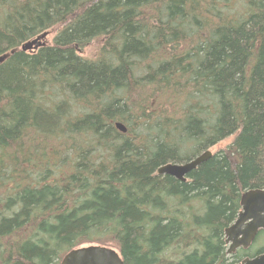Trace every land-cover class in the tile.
Listing matches in <instances>:
<instances>
[{
    "label": "trees",
    "instance_id": "obj_1",
    "mask_svg": "<svg viewBox=\"0 0 264 264\" xmlns=\"http://www.w3.org/2000/svg\"><path fill=\"white\" fill-rule=\"evenodd\" d=\"M0 56V264L241 260L225 229L264 189V0H0ZM231 136L186 181L158 173Z\"/></svg>",
    "mask_w": 264,
    "mask_h": 264
},
{
    "label": "water",
    "instance_id": "obj_2",
    "mask_svg": "<svg viewBox=\"0 0 264 264\" xmlns=\"http://www.w3.org/2000/svg\"><path fill=\"white\" fill-rule=\"evenodd\" d=\"M49 31L43 32L22 45V50H33L44 45L43 40ZM6 56H0V63ZM116 127L122 132L127 127L117 122ZM213 155L208 149L195 158L182 163H167L158 169L159 174H168L186 181L187 174ZM261 231H264V189H251L241 196V209L236 220L225 229L228 245L227 253L233 254L240 248H249ZM60 264H124L119 250L112 246L91 244L74 248L67 252ZM236 264H264V252L253 257H246Z\"/></svg>",
    "mask_w": 264,
    "mask_h": 264
},
{
    "label": "rangeland",
    "instance_id": "obj_3",
    "mask_svg": "<svg viewBox=\"0 0 264 264\" xmlns=\"http://www.w3.org/2000/svg\"><path fill=\"white\" fill-rule=\"evenodd\" d=\"M54 34H55L54 30L49 31V34L45 37V40L47 42H50L52 37L54 36ZM94 51H95V44H93V43H91L90 45H87L83 49V52H84L85 55H92V52H94ZM233 139H234V136H231L228 139H225V140L221 141L220 143H218L217 145L211 147L210 150L213 153H215L219 149L224 148L227 145H229L233 141ZM185 152H186V150H183V153H185ZM111 246L115 247V248H118L114 244H112ZM261 248H264V231L259 233V235L255 239V241L252 243V245L249 248H244V249H241V250H239L237 252H241L240 254L242 255V258H244L246 256H254V255H256ZM246 254H248V255H246Z\"/></svg>",
    "mask_w": 264,
    "mask_h": 264
},
{
    "label": "flooded vegetation",
    "instance_id": "obj_4",
    "mask_svg": "<svg viewBox=\"0 0 264 264\" xmlns=\"http://www.w3.org/2000/svg\"><path fill=\"white\" fill-rule=\"evenodd\" d=\"M241 249H244V248H240V249H238L237 251H239V250H241ZM237 251H236V252H237ZM236 252H234V253H236ZM257 255H258V254H257ZM254 256H255V255H254ZM246 257H253V256H246ZM246 257H244V258H246ZM244 258H242L241 260H243ZM241 260H240V261H241ZM240 261H239V262H240Z\"/></svg>",
    "mask_w": 264,
    "mask_h": 264
}]
</instances>
